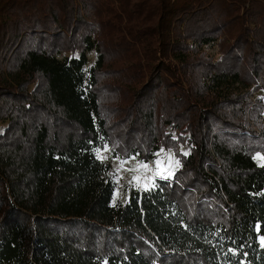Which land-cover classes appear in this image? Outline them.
<instances>
[{"label":"trees","instance_id":"trees-1","mask_svg":"<svg viewBox=\"0 0 264 264\" xmlns=\"http://www.w3.org/2000/svg\"><path fill=\"white\" fill-rule=\"evenodd\" d=\"M0 124V264H264V0H0Z\"/></svg>","mask_w":264,"mask_h":264},{"label":"rangeland","instance_id":"rangeland-1","mask_svg":"<svg viewBox=\"0 0 264 264\" xmlns=\"http://www.w3.org/2000/svg\"><path fill=\"white\" fill-rule=\"evenodd\" d=\"M95 57L94 53L91 54L90 61L93 62ZM5 127V125L0 124V132H3ZM183 150L188 153L186 148ZM98 153L113 168L114 181L117 183L114 204H125L130 198L129 194L132 189L146 190V188H151L156 179L171 178L180 167L178 157L170 149H160L153 160L145 163L137 157H131L127 160L114 157L108 147L101 148ZM255 161L260 165L264 164V159L260 155L255 157Z\"/></svg>","mask_w":264,"mask_h":264}]
</instances>
